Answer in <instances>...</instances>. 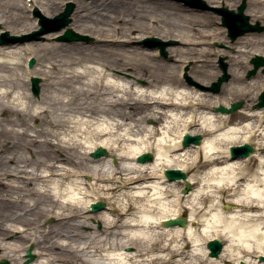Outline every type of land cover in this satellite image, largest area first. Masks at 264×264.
<instances>
[{
	"label": "bare ground",
	"instance_id": "1",
	"mask_svg": "<svg viewBox=\"0 0 264 264\" xmlns=\"http://www.w3.org/2000/svg\"><path fill=\"white\" fill-rule=\"evenodd\" d=\"M72 1L76 4V11L71 15L72 23L68 26L94 36L96 40L91 46L79 43L70 44V46L52 44L49 41L0 46V86L11 85L23 90L24 83L29 82L33 76L42 77L43 86L37 99L23 90V98L28 102L26 110L19 107V98L12 99V92L0 91V257L12 262L15 258L23 259L21 254L16 256L19 249H15L16 246L13 243L18 241L17 237L26 239L32 235V243L36 248L32 253L37 255V259L28 264H95L94 257L117 249L116 237L120 235V229L135 227L124 221L133 214L137 202L145 197L134 196L131 193L138 185L147 184L159 178L157 174L159 169L152 167L156 163L155 153L158 149L150 145L149 150L139 154L152 152V160L145 163L136 161L138 155L135 157L120 156L121 146L119 144L99 142L109 135L97 129L102 116L107 115L113 119L120 117L125 121H135L137 125L150 119L152 124L149 126L156 129L162 123L166 113L158 114L157 118L144 115L152 109L154 104L162 109L177 111L184 109L186 113H195L204 109L214 112L219 117L225 114L217 113L213 109L218 105L228 107L224 103L228 101L225 98L226 92L231 94V90L227 87L229 83L222 84L219 89L223 95L225 94L224 100L219 97V94L215 93L213 96L194 85H188L184 82L180 71L178 75H168L163 82V78L157 77L152 68V62L157 61L155 55L147 54L144 50L141 51L131 46L135 38L155 34L163 37L171 34L169 31L161 33L155 28L147 29L135 25V21H145L146 14L152 12L148 10L149 3H154L158 7L164 1ZM205 1L208 4L212 3L211 6L233 8L237 0H228L230 2L227 3L225 0ZM52 6L53 4L47 1L31 0L29 4L25 2L21 8L19 4L0 0V23L6 27L9 25L14 33L36 30L38 27L34 24L36 19L32 22L28 21L24 11L31 12V9L36 8L48 17L57 11ZM245 7L252 19H261L264 22V0H246ZM176 9L183 14L181 18L185 24L186 33L174 35L179 38L181 46L171 48L169 50L171 55L174 53L173 56L178 57L183 54L198 53L195 46L200 43L198 40L200 38H211L223 42L224 30L200 34V28L215 30L211 15L190 8L176 7ZM162 13L156 19V28H160L159 23L168 19L167 12ZM28 22L29 24L24 25ZM133 31H136L139 37L132 36ZM262 40L261 34L256 33L239 36L235 41L234 54L244 56L245 59L255 57L260 53L254 49V45L262 43ZM35 52L43 53L39 58L46 64L38 63L37 66L28 70L25 68L27 58L35 55ZM94 52H97L98 56ZM204 52L207 53L208 50L205 49L202 53ZM224 53L220 51L218 54ZM103 54L110 55V63L106 69L104 62L100 59L105 56ZM5 57L17 58L18 63L9 65L4 62ZM200 61L201 63L206 62V60ZM21 67L23 70L20 69ZM127 67L132 68V74L135 77L146 81L144 86L133 87L132 85L135 84L132 81L111 72L113 69L124 70ZM193 71L194 75L202 77L203 81H208L212 77L203 71L201 64L195 63ZM262 74L264 75L263 72L256 74V78L264 80ZM231 79L244 83L237 71L232 72ZM125 82L128 86L124 85ZM164 83H170L177 88H187L190 93L188 98L197 97V103L179 105L170 100L153 98L146 91L145 93L139 91L141 87L147 90L158 88ZM260 88L264 89L263 86ZM233 89V98L240 95L249 96L247 90ZM254 100L248 97L250 103ZM34 108L40 110L34 113ZM237 113L238 118L235 122H232L230 115H227L226 123H244L254 120L258 124H264V119H262L264 108L250 109L245 103L242 110ZM137 117L141 119L138 120ZM33 123H36V126H33ZM177 127L179 128V125ZM187 127L190 129L187 132L190 135L200 133L203 138L209 134L207 131L198 130L199 125L195 121L189 122ZM245 134H250L249 142L238 140L231 146L249 143L264 147V133L260 132L257 127L246 129ZM154 135H159V133H154ZM85 138L96 141V143L88 147L83 142ZM181 138L178 140V146L173 147L172 152L177 156L176 163H189L193 151L197 150L200 144L182 147ZM53 145L56 149H52ZM98 147L106 149L108 153L106 157H91V153ZM27 151L33 152L34 156L27 157ZM123 160H135L141 167L126 169L122 165ZM227 160L236 163L241 170L248 171L254 169L258 163L254 153L237 159H231L229 156ZM216 163L219 164L221 161H216ZM208 166L209 162L201 158L196 166L190 167L187 172L175 167L165 169H178L187 176L192 172H200ZM42 170H47L48 176L42 175ZM7 175L11 177L7 178ZM85 175L90 177L88 182L83 180L87 195L85 200L77 204H63L54 197L50 190L40 191L39 189V185L47 186L56 178L68 180L73 176L83 178ZM243 179L241 177V181ZM164 183L169 185L168 191L171 194L179 193L181 200L187 199L190 192L197 186L191 184L190 192L181 193L180 190L185 184L183 180H166ZM222 191L224 196L222 202H229L227 198L231 195V191L227 189ZM102 199L106 201L107 207L96 215V219L103 224L102 228L96 230L90 227L89 231L83 230V227H89L84 212L88 210L91 203ZM189 212L190 209L185 206L180 214V216L186 215L184 227L162 226L164 221L174 219L176 216H169L162 220L160 225L156 226L161 229L160 240L155 241L151 247L139 239H129L120 244L119 248L134 249L133 252H125L128 264H149L144 257L150 252L169 251L168 248L161 246L163 239L178 228L182 230L180 238L186 241L183 249L180 252H172L168 259L157 257L150 264H176L180 256L187 258L191 242L187 240L184 230L189 224L196 226V222L188 219ZM108 214L117 218L114 223L108 220ZM48 216L55 218L52 225L44 226L37 222ZM16 225L19 227L16 228ZM14 228L18 229L20 235L8 238ZM223 253L224 248L218 257L208 255L201 261V264H210L212 259L220 258Z\"/></svg>",
	"mask_w": 264,
	"mask_h": 264
},
{
	"label": "clouds",
	"instance_id": "2",
	"mask_svg": "<svg viewBox=\"0 0 264 264\" xmlns=\"http://www.w3.org/2000/svg\"><path fill=\"white\" fill-rule=\"evenodd\" d=\"M4 62L14 65L18 63V59L5 57ZM0 91L12 92V99L19 98V107L27 109L28 102L23 98L21 88L3 85L0 86ZM139 91L141 93L146 91L153 98L170 100L179 105H195L198 99L195 96L189 99L190 93L187 88H177L170 83L147 90L141 87ZM224 103L231 107L228 101ZM39 110L34 108L33 112ZM160 113L166 115L156 129L146 122L137 125L135 121H125L120 117L113 119L104 115L100 118L98 131L109 135L99 142L119 144L120 156L135 157L149 150L150 145L158 149L155 153L156 163L152 167L159 169L157 173L159 178L138 185L131 193L134 196L145 197L137 202L133 214L124 221L135 227L120 229V235L116 237L117 249L94 257L95 264H128L127 254L118 246L129 239H139L151 247L155 241L160 240L161 229L156 226L169 216H180L185 206L190 209L188 219L196 222V226L189 224L184 230L191 247L187 258L180 256L176 264H201V261L208 256L207 242L210 239L221 242L224 248L223 255L212 259L210 264H226V261H232L233 264H264V260H261V256H264V152L254 149L258 163L251 171L241 170L236 163L227 160L232 154V144L238 140L249 142L250 134H245L246 129L257 127L264 133V124H258L254 120L226 123L227 115L218 117L214 112L204 109L195 113H186L184 109L179 111L162 109L155 104L144 115L157 118ZM192 121L198 123V130L207 131L209 134L203 136L199 148L193 151L189 163H176L177 156L172 149L178 146L179 138L190 131L187 124ZM83 142L88 147L96 143L87 138ZM201 158L209 162V166L185 177L186 185L189 187L191 184L197 185L188 198L181 200L179 193L171 194L168 191L169 185L164 183L167 180L164 169L175 167L187 172L190 167H195ZM216 161L221 163L218 164ZM122 165L126 169L141 167L135 160H123ZM41 174L48 176L47 170H42ZM241 177L244 178L243 181ZM39 189L50 190L63 204H77L85 200L87 195L83 179L78 176L68 180L56 178L47 186L39 185ZM225 189L231 191L227 199L233 205L232 208H228L222 202L224 199L222 190ZM107 218L113 223L117 219L111 214H108ZM181 231L178 228L163 239L161 246L168 248L169 251L150 252L144 259L150 264L157 257L168 259L172 252H180L186 242L180 238Z\"/></svg>",
	"mask_w": 264,
	"mask_h": 264
},
{
	"label": "rangeland",
	"instance_id": "3",
	"mask_svg": "<svg viewBox=\"0 0 264 264\" xmlns=\"http://www.w3.org/2000/svg\"><path fill=\"white\" fill-rule=\"evenodd\" d=\"M6 2L8 3H14V4H19L21 5L23 8V4L25 3V0H5ZM50 2V4H53L52 7H55V10H57L56 12H53V14H51V16H48V17H53L54 15H58L59 12H61L64 8V5L65 3L67 2H72L73 3V7H72V14H74V12L76 11V4L72 1V0H43V2ZM82 1H89V0H82ZM164 1L160 6L156 7L154 3H149L147 6H148V10H152V12L150 14H146L147 16V19L149 20H145V21H135V25L136 26H143V27H146L147 29H156L157 32H167L169 31L171 34L169 36H159L157 34L155 35H149V36H142L141 38H135L132 42H131V46L135 47V48H139L142 50L145 51V53H149L151 55H155V57L157 58V61H153L152 62V68L155 70V75L157 77H162L163 78V82L164 80L167 79V76L168 75H178L180 74L181 72V76L184 78V82H186L188 85H191L189 82L186 81V78L184 77V68L187 67V74L189 76V78L193 81H195V83H198L199 85H206V86H209L210 83L212 81H215V79L221 75V70H219V65H218V60L219 58H222L223 61L227 64V72L229 74V79L227 80V82H225L223 85L229 83V86H227L230 90H231V94H228L226 92V100H228V102H235L236 100L237 101H242L243 102V107H244V104L247 103L249 105V108L250 109H253L254 107V104L256 103L257 101V96L258 94L260 93V91L264 90L263 88H260L261 86L264 87V80H261L259 78H256L255 75H253L251 78L247 79L246 78V72L251 69V64L249 63V60L251 59L250 57L248 59H245L244 56H237L234 54V47H235V41L236 39H230L227 35V32H226V29L223 28L222 24H221V19H220V16L217 15L215 12H213L212 10H200V9H197V8H190L188 6H184L183 4L179 3V2H176V1H173V0H162ZM203 2H205V4L207 5H213L212 3L209 2H206L205 0H202ZM225 2H230L228 0H225ZM241 2V0H237L235 1L234 3V7L233 8H229V9H235L237 7V5H239ZM209 7H212L210 6ZM176 7L178 8H190V9H194L196 10L197 12H200V13H206V14H209L211 15L212 19V23L214 24V29L213 30L212 28L208 29V28H200V34H209V33H213V32H219L220 30H224L225 32L223 33V42L222 41H216L214 39H211V38H208V39H205V38H200L198 39L199 40V44L197 46H195V48L198 50V53L197 52H194V54H183V56H173L170 54L169 50L171 48H174V47H178V46H181L180 44V40L179 38H176L174 35L175 34H182V33H186V30H185V24L182 20V16L183 14L178 10L176 9ZM60 8V10L58 9ZM228 8V6L226 7ZM26 10V9H25ZM48 10V9H47ZM167 12V15H168V19H165L164 22H161L159 23V25L161 26L160 28H156V19H158V16H160V14L162 12ZM34 9L31 10V12H26L24 11L25 13V16H26V19L30 22L33 21V19H36V21L34 22V24H37L38 25V17H36L34 15ZM163 14V13H162ZM244 14L247 15V17L249 18V23L251 24H256L258 23L259 26L261 27H264V22L263 20L261 19H252L251 16H250V13L247 9L244 10ZM46 16V15H45ZM164 17V16H163ZM162 17V18H163ZM161 18V19H162ZM154 20V21H153ZM72 23V19H71V22H70V25ZM26 24H29L28 23H25L24 25ZM68 26L70 27L71 29H73L75 32L81 34V35H85L88 40L86 41H78V42H61V41H57V37H59V35L62 34L63 31H59L58 32H51V33H48V34H44L43 36H41L40 40L38 39L37 41H29V42H35V43H41V42H45V41H49L50 43L52 44H64V45H69L70 44H74V43H79V44H83L84 46H91V44H94L95 43V37L94 36H91L89 35L88 33L86 32H81L80 30H75L72 26ZM11 27H9V25L6 27V26H3L1 23H0V34L1 33H4V32H8L10 35L12 34H23V33H28V32H18V33H14L12 32V29H10ZM39 27L36 28V30L38 29ZM248 33H256V34H261V37H262V43L260 44H257V45H254V49H256L257 51H259V55L262 56L264 58V28L263 30L261 31H256V32H248ZM247 34V33H245ZM157 35V36H156ZM132 36H136V37H139L138 34H136V31H133L132 32ZM197 36H200L197 34ZM147 37H158L159 39H161V41H168L171 39L174 40V44L173 45H170V46H167L165 51L166 52V55L163 56L161 54H159V51L157 50V48L155 49H152L150 47H146L144 46L141 42L147 38ZM28 43V42H26ZM16 44H20V43H16ZM207 45V46H206ZM2 46V45H1ZM205 49L208 50L207 53H202V51H204ZM118 51V50H116ZM216 51H223L225 52L224 54H218L216 53ZM96 56L97 55V52H94ZM41 54L43 55V53L41 52ZM41 54L35 52V55L33 56H30V58H33L34 59V66H37L38 63L40 64H46L45 61H43L41 58H39L41 56ZM226 54H231V55H226ZM105 55L104 57H101V62H104V66H105V69L107 68V66L109 65L110 63V55L108 56V54H103ZM234 55V56H232ZM42 57V56H41ZM20 58V57H19ZM100 59H96V60H100ZM111 59H112V56H111ZM200 60H206L205 63H201ZM241 61V63H240ZM19 62H21V59H19ZM201 64L203 66V71H205V73L208 75V76H212L208 81H203L204 79L201 77H196L194 75V71H193V65L194 64ZM25 68L28 69L27 65H25ZM20 69L23 70V67H21ZM180 71V72H179ZM234 71H237L238 74H240V79L244 80V83H238L235 80H232L231 79V75H232V72ZM114 75H118V76H123L124 79L128 80V81H132L133 84L135 85H132L133 87L136 86V85H140V86H144L146 81L143 80V79H138L137 77H135L133 74H132V68L131 67H127L126 69L124 70H118V69H113L111 71ZM260 72L262 73L261 69L258 70V73L257 74H260ZM263 75V74H262ZM165 76V77H164ZM264 76V75H263ZM38 77V79H40V82H39V87H40V91L42 90L41 88L43 87L42 86V77L40 76H36ZM195 77V78H194ZM264 78V77H263ZM123 85V84H122ZM125 86H128V84L125 82L124 84ZM193 86V85H191ZM242 86V87H240ZM23 90H25L26 92H29L33 95V93L31 92V89H30V81L29 82H25L24 83V86L22 87ZM233 88L235 89H242V90H247L249 92V96L248 97H251L252 99H255L254 102H249L248 101V97H246L245 95H240L236 98H233ZM40 91H39V95H40ZM206 92V91H205ZM258 92V93H257ZM209 94L213 95V93L211 92H208ZM219 97H221L223 100H224V95L222 94V92H219ZM38 95V96H39ZM217 95V94H216ZM34 98H38V96H35L33 95ZM213 98V97H212ZM231 102V103H232ZM242 107V108H243ZM239 110H242V109H239ZM238 112V111H237ZM235 112L233 114H228L230 115L231 117V120L232 122H235L238 118V113ZM226 115V114H225ZM146 122L147 125H151L152 124V121L150 119H146L145 121H143V123ZM33 126H36V123H33ZM200 134V133H199ZM255 150H258V151H261V152H264L263 151V147L260 146V147H257L256 145L254 144H251ZM52 149H56V146L54 147V145L52 146ZM150 152V151H149ZM152 153V152H150ZM34 153L31 152V151H27L26 155L27 157H30L32 158L34 155ZM108 154V153H107ZM102 157H105V156H102ZM112 163H114V159L111 160ZM11 175H7V178H10ZM90 177L85 175L83 176V180L85 182H88L90 181L89 179ZM184 188V185L183 187L181 188L180 192L182 193V190ZM97 201H104L105 202V208L107 207V204H106V201L104 199L102 200H96ZM225 205H228L229 208H232L233 205L229 202H226L224 201ZM104 210V209H103ZM98 212H89V209L87 211L84 212V215L87 216V224L89 225V227H83L82 229L85 230V231H89V229L91 228H95L96 230H98L99 228H102L103 224L100 220L96 219V215H97ZM184 217H186L185 214H182ZM55 221V218L52 217V216H48L46 218H44L43 220H39L37 221L38 223L40 224H43L44 226H49V225H52ZM19 227L18 225H16V228ZM91 227V228H90ZM20 229V228H19ZM33 232V231H32ZM10 235L8 236V238H11L12 236L13 237H17V235L19 236L20 235V232H18V229H15L9 233ZM32 235L28 236L26 239H23V238H19L17 237L18 241H15L13 244L16 246V247H19V248H16L15 249H19V252L16 254V256H18V254L24 256V253H25V250L31 245L33 247V252L34 250L36 249L35 248V245L32 243ZM31 239V240H30ZM124 250V252H133V248H130V247H125V248H122ZM0 253H1V250H0ZM34 255V254H33ZM0 259H6V258H3V257H0ZM37 259V255H34V260ZM8 261L9 264H22L24 262V259H16L12 262L8 259H6ZM33 260V261H34ZM142 264V263H141ZM226 264H233L232 261H226Z\"/></svg>",
	"mask_w": 264,
	"mask_h": 264
},
{
	"label": "water",
	"instance_id": "4",
	"mask_svg": "<svg viewBox=\"0 0 264 264\" xmlns=\"http://www.w3.org/2000/svg\"><path fill=\"white\" fill-rule=\"evenodd\" d=\"M184 1L187 4H190L191 0H181ZM72 4L68 3L66 5L65 10L60 13L58 16L56 15L54 18L50 19V18H46V17H42V22H54V25L52 26L53 28L51 29H46V28H42L41 30H39L38 32H33L30 35L27 36H22V37H16V36H9L7 33H5L1 38H0V44L3 43H7V42H16V41H24V40H30V39H38V37L43 34L46 33L50 30H56L58 31L61 30L62 28L66 27L69 24V16L70 13L72 12ZM246 3L245 0L241 1V4L237 7V13H234V11L230 10L228 11L227 9H217L218 13H221L223 15V24L226 25L229 29V34L231 36V38H235L239 35H242L245 32L248 31H261L263 29V27H259L258 24L256 25H250L248 23V17H246L245 15H243V10L245 9ZM87 38L85 36L79 35L75 32H73L71 29H66L64 34L58 37L59 41H77V40H86ZM143 43H145L147 46L149 47H154V46H158L160 48V52L165 55V47L167 45H171L173 44V41H168V42H161V40L157 39V38H147ZM33 62V61H32ZM251 63L254 64L253 69L248 71L247 76H251L253 75L256 70L257 67H259L260 65L264 66V60L262 57L260 56H256L255 58L253 57V59L251 60ZM220 70H222V75L219 76L215 82H212L211 85L209 87H205V86H201V88L203 90L206 91H211L213 93H217L220 89V86L223 82L228 80L229 75L226 73V69L227 66L225 63L222 62V59L220 60ZM38 82L39 79L36 78H32V91L35 95L38 94L39 92V86H38ZM259 101L258 103L255 105V107H262L264 106V92H262L259 96ZM242 106V102L241 101H236L235 103L231 104V107L226 108L223 106H219L217 108H215V111H219L220 113H233L234 111H236L237 109H239ZM201 140V136L200 135H196V136H189L186 135L184 137L183 140V145L186 146L190 143H194V144H199ZM253 151V147H251L248 144H244L242 146L239 147H232L231 148V152H232V157L236 158L238 156L241 157H246L248 156L251 152ZM101 155H106V152L104 149L102 148H98L93 154V157H99ZM152 155H150V153L146 154H142L139 155L138 157V161L139 162H146L151 160ZM165 176L168 178V180H175V179H185V174H183V172H181L180 170H166L165 171ZM188 190H190V187L188 185L185 184V189L183 190V193L188 192ZM92 211H98L101 210L104 207L103 203H97V204H92ZM163 226H172V225H180V226H184L183 224H185V220L184 219H176V220H167L163 223ZM208 248L211 250V253L209 254L210 256H217L220 249H221V242L217 241V240H213L208 242ZM29 251L27 250V257L29 258L27 260V262L31 261L33 259V256L29 253ZM261 260H264V256H261ZM0 264H8V262L6 260H1Z\"/></svg>",
	"mask_w": 264,
	"mask_h": 264
}]
</instances>
